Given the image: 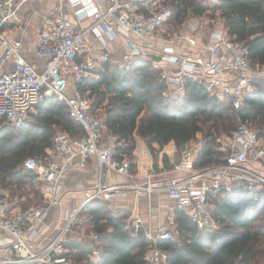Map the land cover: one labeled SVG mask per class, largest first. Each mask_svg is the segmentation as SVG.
Returning a JSON list of instances; mask_svg holds the SVG:
<instances>
[{"label": "built area", "instance_id": "2783aa9c", "mask_svg": "<svg viewBox=\"0 0 264 264\" xmlns=\"http://www.w3.org/2000/svg\"><path fill=\"white\" fill-rule=\"evenodd\" d=\"M28 1L0 0L1 123L22 125L37 113L39 102L52 97L66 103L69 116L81 125L84 133L73 137L56 130L45 157L25 160L24 165L33 170L41 183L38 204L22 207L17 196L0 195V230L10 238L0 243V264H72L64 255L68 250L65 233L74 227L79 209L94 198L131 191L144 194L150 202L154 193L165 192L174 200V211H182L202 229L213 224L212 199L218 193L238 190L254 195L256 200L258 193L264 192V137L246 123H239L231 134L219 139L220 148L226 152L224 160L200 170L194 168L195 158L205 143L199 134L180 147L179 158L171 167L162 166L139 176L129 172L127 159L116 157L113 145L101 142L99 110L93 108L91 98L77 86L97 77L109 62V54L107 51L94 54L88 35L96 30L98 37L103 33L111 38L121 37L128 50L116 66L127 67L137 58H147L154 37L173 16L170 3L166 0H67L72 11L45 17L39 29L35 55L43 60V66L38 67L23 54L22 39L18 37L25 26L20 11ZM206 1L209 5L220 2ZM83 18H90V23L80 24ZM185 38L192 44L196 42L195 37ZM210 41L209 58L198 53H165L168 60L179 65L180 72L174 77V88L168 87L162 93L169 97L183 94L184 81L191 78L202 83L211 94L230 95L233 106L239 107L243 97L256 90L253 79L264 78V65L252 66L247 47L230 38L223 27L212 31ZM229 75L236 78L232 88L225 82ZM69 88L73 89L71 93ZM92 158L102 173H116L129 181L106 185L101 173L94 186L84 190L80 207L67 212L63 226L54 235L47 236L40 228L49 210L61 204L62 178L71 167H87ZM131 228L147 243L143 264H169V252L159 243L162 240L180 243L174 218L169 216L153 229L136 217ZM88 236L90 258L96 260L101 243L93 231ZM38 238H44L45 242L39 245Z\"/></svg>", "mask_w": 264, "mask_h": 264}, {"label": "trees", "instance_id": "16d2710c", "mask_svg": "<svg viewBox=\"0 0 264 264\" xmlns=\"http://www.w3.org/2000/svg\"><path fill=\"white\" fill-rule=\"evenodd\" d=\"M166 1L174 10L169 21L176 24L205 14L214 19L217 13L228 36L247 47L251 65H264V0H220L215 5L206 0ZM109 65L107 62L97 77L84 80L77 89L101 111L102 138H116L115 155L129 161L132 174L137 173L135 135L142 138L155 160L154 144L162 148L173 142L175 162L180 147L201 134L205 143L195 158V170L224 160L226 152L220 148L219 139L231 134L239 123L255 127L264 137V78H254L256 90L235 107L230 95L211 94L191 78L185 79L183 94L164 96L161 68L148 58H137L122 68ZM58 129L73 137L84 133L69 116L66 103L52 97L39 102L37 113L20 126L2 124L0 119V195H16L22 207L40 202L41 183L24 162L29 157H45ZM162 159L166 168L172 166L166 155ZM211 212L213 224L199 229L188 215L174 211L180 243H159L169 252V264H264V192L258 193L256 200L254 195L238 190L218 193L212 199ZM79 214L97 234L101 249L98 258L92 260L87 247L67 241L64 255L71 263H144L147 243L140 233H133L129 210L112 209L108 199L94 198L79 209Z\"/></svg>", "mask_w": 264, "mask_h": 264}, {"label": "crops", "instance_id": "0c3cea01", "mask_svg": "<svg viewBox=\"0 0 264 264\" xmlns=\"http://www.w3.org/2000/svg\"><path fill=\"white\" fill-rule=\"evenodd\" d=\"M70 13L72 11L69 2L67 0H29L24 4L20 11V17L24 20V29L19 32L18 37L22 39V51L26 58L38 67L43 66V60L36 57L35 48L38 41V32L42 26L45 17H52L56 12ZM76 22L75 19H72ZM91 21L90 18H83L79 21L82 25H87ZM223 26L222 21L219 19H210L206 27H194L191 33H187L178 37L177 39L166 41L164 38L154 37L153 47L148 49L147 58L151 62L161 68V77L165 80V88H174V77L180 72L179 65L176 62L167 59L165 53L172 52L173 54H201L202 56L209 58L211 56L210 34L212 31L217 30ZM185 36L195 37L196 42L190 43ZM88 42L93 47L94 54H98L101 51H107L109 54V61L111 67L121 62L122 56L127 52L128 47L124 43L121 37L114 36L109 37L106 34L98 37L97 31L92 30L89 33ZM155 46V47H154ZM168 48L167 51H164ZM152 51V52H151ZM165 76L166 78H164ZM225 82L232 88L236 84V78L234 75H229ZM72 88H69L68 92H72ZM102 116L101 111L99 112ZM114 137L108 136L102 138V143L113 145L115 144ZM136 147L134 149L135 161L137 164V175L141 173L153 170L156 171L163 164V155L168 157L169 162L174 161V144L169 142L162 148H159L157 144H154V149L157 153L156 160L153 158L149 148L145 145L142 138L135 135ZM137 148L139 152L137 153ZM139 162H147V168L139 170L141 166ZM155 162L157 166H155ZM102 172L99 170L94 158L89 160V164L84 168L71 167L67 170L65 176L61 181V188L63 190V196L61 204L58 207H53L49 210L47 216L44 219L40 229H43L47 236L54 235L65 222L66 213L74 211L79 208L84 199V190L94 186L98 180L99 175ZM139 178V177H138ZM129 181L125 176L116 173H102V182L109 185L113 183H120ZM68 197V198H66ZM110 207L125 208L130 211L129 222L136 217H140L144 223H149L150 226L155 229L159 224L163 223L169 216L174 218V200L169 198L167 193H154L150 202L144 194H137L135 192L127 191L122 194H111L109 198ZM0 243L3 241H9V236L0 230ZM82 236V235H81ZM83 238L79 237V231L74 227L65 233V241H76L88 248L91 245V239L89 236L84 235ZM45 242L44 238H38V244L42 245ZM1 254V253H0Z\"/></svg>", "mask_w": 264, "mask_h": 264}, {"label": "rangeland", "instance_id": "374dc122", "mask_svg": "<svg viewBox=\"0 0 264 264\" xmlns=\"http://www.w3.org/2000/svg\"><path fill=\"white\" fill-rule=\"evenodd\" d=\"M214 20L219 19L217 16V13L214 15ZM210 20V15H203L200 17H189L185 19L181 24H176L173 22V20L169 21V23H163V30H160L158 32V38H164L167 42L170 40L177 39L178 37H181L184 34L191 33L194 27H206V25L209 23ZM152 52V51H151ZM149 60V58H148ZM110 67H111V62ZM255 128V127H253ZM59 130V129H58ZM103 132V131H102ZM199 136H202L199 134ZM175 148V147H174ZM175 151V149H174ZM139 152V148H137V153ZM139 165L141 166L140 168L138 167L139 170H143V168H147L146 166L148 165L147 162H142V164L139 162ZM16 196V195H15ZM68 198V197H66ZM110 206V205H109ZM112 209H117L114 208L113 205L111 206ZM86 217L84 215L79 214L76 217V225H74L75 229L79 231V237L83 238V234L88 236V232L90 229L88 228L86 224ZM82 235V236H81ZM0 236H2L0 234ZM71 261V260H70ZM72 262V261H71ZM73 264V263H72Z\"/></svg>", "mask_w": 264, "mask_h": 264}]
</instances>
